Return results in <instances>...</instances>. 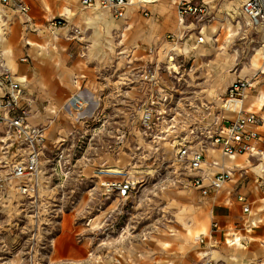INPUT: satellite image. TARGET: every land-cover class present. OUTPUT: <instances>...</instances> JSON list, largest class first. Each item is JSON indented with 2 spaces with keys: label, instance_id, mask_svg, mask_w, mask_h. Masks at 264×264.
<instances>
[{
  "label": "built area",
  "instance_id": "built-area-1",
  "mask_svg": "<svg viewBox=\"0 0 264 264\" xmlns=\"http://www.w3.org/2000/svg\"><path fill=\"white\" fill-rule=\"evenodd\" d=\"M154 1L139 0L144 15H149L146 5ZM234 1L239 2L235 16L245 15L249 25L264 28V0ZM80 4L86 8L110 9L115 18L121 19L131 1L80 0ZM0 7L19 14L24 31L38 29L26 0H0ZM176 12L183 26L189 20L198 24L195 28L197 43L203 42L202 26L210 20L206 0H176ZM65 27L69 28L67 38L84 41L83 30L69 24L65 17L49 19L46 23V28L53 33ZM3 30L6 32L4 27ZM166 39L171 46L164 51L161 60L136 62L131 71L124 72V79L121 77L124 92L121 98L127 104L126 111L122 112H126L127 117L122 115L120 118L135 121L138 131L151 145L147 157L133 155L129 166L137 172L143 163L161 162L166 152L162 143L167 142L172 145L169 165L175 183H185L206 196L220 190L232 177L228 170L213 175L205 172L209 151L218 147L225 155L258 152L255 142L261 140V135L255 127L260 120L255 112L245 107V98L247 91L255 88L259 78L264 76V70L252 77L237 78L224 92L221 105L215 106L203 95L198 79H195L201 68L193 66L184 53L175 49L183 40L176 33H168ZM148 52L153 50L149 48ZM21 60L27 61L28 57ZM191 72L192 76L189 75ZM129 90L136 93L130 95ZM69 101L78 119L88 115L85 100L74 94ZM30 103L25 87L14 80L0 50V214L1 208L9 204L10 194H15L21 198L18 206L35 221L32 238L17 246L0 241V264H105L106 260L122 264L121 258L127 247L131 243L144 242L150 233L148 228L135 232L133 224H125L127 211L122 207L137 197V188L145 182L144 176L139 178L130 171L112 172L109 168L99 170V179L90 195L99 192L100 206L95 210L87 209L82 216L85 232L82 236L90 239L88 251L81 260L55 259L52 251L63 216L77 205L76 195L64 190L76 165L70 162L71 154L63 165L66 152L61 147L57 149L56 157H51L53 150L45 145L47 125H33L28 121ZM124 137L121 135L120 143ZM91 159V155H86L81 165L88 164ZM260 187L264 193V178ZM46 188L49 191H44ZM238 199L244 202L243 211L249 213L251 208L246 198L240 196ZM1 200H5L4 205ZM114 201L118 206L111 207ZM218 228V223L213 221L207 234L194 237L196 243L205 248L202 250L203 264H216L210 253L214 246L211 241ZM227 241H235L233 231L227 233ZM239 241L247 243V235Z\"/></svg>",
  "mask_w": 264,
  "mask_h": 264
},
{
  "label": "rangeland",
  "instance_id": "rangeland-1",
  "mask_svg": "<svg viewBox=\"0 0 264 264\" xmlns=\"http://www.w3.org/2000/svg\"><path fill=\"white\" fill-rule=\"evenodd\" d=\"M167 6L164 2L159 5L167 14H173V9L171 7L167 8ZM73 8L90 15L97 11L94 8L83 7L79 3L76 8ZM102 9L107 11V8ZM134 16L139 19L145 17L138 13ZM90 20L95 25L87 24L85 20L80 18L70 20L74 24L85 25V27L83 26V32L86 35V42H77L80 46L70 45L63 48V51L67 52L64 63L69 69L64 70V73L60 71L53 72L52 70L55 59L54 52L56 50L60 52L59 47L55 49L56 44L53 41H46V38L51 36L52 32L47 28L45 30L41 23L36 24L34 20L35 25L38 27L35 31L26 32L23 29L22 22L18 23L23 49L27 51L30 46L27 43L29 38L36 37L32 39L35 47H38V51H42L47 63L50 64L51 71L48 74L56 78L67 91L65 104L58 106V109L50 106L56 113L50 110L49 118L51 119L43 121L48 123L47 127L51 124V121H53L52 124L57 126V131L53 132L50 137L49 147L53 150L51 157H56L57 149L61 147L66 152L63 165L68 162L69 154L72 156L70 162L76 165L74 166L76 172L69 176L64 188L67 193L73 192L77 198L76 208L69 211L71 214L66 215L68 214L66 213V216L64 215L65 222L67 219L71 220L72 228L68 233L59 231L52 256L61 261H68L79 260L82 253H87L88 246L86 245L83 249L77 248L74 255H67L71 254L68 250L66 255H59L60 253H57L56 248L57 239L61 236V239L69 237L72 240L76 239L78 243L85 242L84 239L88 237L82 236L85 233L83 231L84 220L82 216L83 212L85 214V211H88L87 209L95 210L97 206H100L99 192H95L93 196L90 195L94 191L92 190L94 184L99 179V170L117 166L122 171H130L131 174L134 172L138 175L137 177L144 176L145 178V182L137 188L139 192L137 197L131 199L126 205H122L124 211H127V215L124 217L125 224H133L135 232L146 228L150 229L147 240L140 244L131 243L127 247L125 255L121 258L122 264H198V243H196L194 237L200 231L190 232V223L197 221V219L191 218L189 214L193 213L191 204L198 201L199 195L189 185L182 182L175 183V176L173 177L170 173L169 165L171 163L172 145L167 142L162 143L166 152L165 158H161V162L148 161L146 164L143 163L144 165L136 169L137 172L132 171L133 169L129 166L133 155L138 158L147 157L146 154L151 146L138 131L139 128L135 121L120 118L117 113V99L124 93L121 77L124 76V72L131 71L136 63L131 53L127 51L121 54L118 53L121 49L125 50L134 45L129 37L130 32H125L120 27L109 28L105 25L101 27L96 23V18ZM126 25L127 21L123 20V27H126ZM0 28V50L2 51V39L10 31L4 32L3 27L0 26ZM32 33L36 36H33ZM140 44L141 46L146 45L143 42ZM220 44L229 53L228 58L222 62V67L218 68L216 66V90L223 96L226 81H231L236 77H252L256 72L259 74L264 70V28L249 25L246 18L241 15L233 20L220 17L219 21L216 22V46ZM211 58V56L205 58L198 65L201 70H208L204 74L210 73ZM118 61L123 62L118 64ZM211 73L213 74V72ZM60 75L63 77L64 82L60 81ZM34 76H36V73H34ZM262 80L264 81V77H262ZM32 81L29 82L30 85ZM75 81L76 84H81L80 89L74 86ZM262 85L264 86V83ZM27 89L28 96L31 101H34L37 92L32 90L31 86ZM89 89L94 91L95 97L101 98L102 104L95 107L91 114L78 119L69 105L68 98L77 92L83 93L84 98H88L86 90ZM50 99H52L51 96ZM214 101L217 102V105L222 103V99L217 101L216 98ZM65 107L70 108V113L66 111ZM100 109L104 113H101ZM60 112L66 116V119L58 120L61 116ZM123 134L125 137L123 142L120 143ZM105 144L107 146L104 148ZM86 155L92 156L89 162L90 165L85 164V166L78 167L77 165L84 160ZM84 168H88L89 172H85ZM48 185L50 186V184ZM44 191H49V188ZM97 191L99 190L97 189ZM10 197L11 210L9 211L8 208L4 207V213L0 214V241L17 246L19 243L32 238L35 221L32 216L22 210V207L18 206L21 202L20 197L15 194L10 195ZM117 204L118 202L114 201L111 207ZM210 204L211 202H206L203 211ZM260 218L264 223V211ZM251 236L254 238L256 234ZM23 249L22 247L21 250ZM125 258L126 260H124ZM105 264L115 263H109L106 260ZM255 264H264V254L259 261L255 260Z\"/></svg>",
  "mask_w": 264,
  "mask_h": 264
},
{
  "label": "crops",
  "instance_id": "crops-1",
  "mask_svg": "<svg viewBox=\"0 0 264 264\" xmlns=\"http://www.w3.org/2000/svg\"><path fill=\"white\" fill-rule=\"evenodd\" d=\"M130 1L131 4L127 6L124 18H115L110 9H107V11L99 9L94 13H91V17L89 18H96V23L101 27L104 25L109 28L120 27L121 29H124L125 32H130L129 37L130 40L134 42V45L131 48L121 50H123L122 53H125L126 51L131 53L137 63H152L154 61L161 60L164 57V51L171 46V43L166 39V35L168 33H176L183 40V44L187 43L190 46L189 50L178 47H175V49L178 53H184L185 59L193 66L200 67L198 65L205 58L211 56L212 62L210 64L211 66H209L210 75L204 74L206 71L208 72V70H198L196 72L198 77H195V79H198L200 89L203 90V95H205L206 99L213 105L218 106L217 102L214 101L217 98L216 96L218 93L216 90V66L221 68L222 62L226 60L228 56L221 61V64L216 61V22L219 21L220 17L230 20L236 18L235 9L236 6H239V2L234 0H206L210 20L202 26L204 41L197 43L195 28L198 27V24L190 21L189 19L188 20L190 22L187 21L186 26H183L180 22H178L176 0H156L153 3L147 4L146 9L149 13L148 16L144 15L141 5L139 4V0ZM26 2L30 6V15L35 23H41L45 30L46 23L49 19L62 17H65L69 24L74 25L75 27H80L82 30L85 25L74 24L70 20H77L80 18L81 20H85L87 24L95 25L88 18L90 14H85V17H81L77 14L71 19L66 17V13L68 12L67 9L84 14V12L73 8H76L78 3L80 4V0H26ZM162 2L168 5L167 8L171 7L173 9V14H167L163 8L159 7ZM95 13H98L97 17H93ZM136 13L145 17L139 19L137 16H134ZM98 16H101L100 18L102 19ZM241 16L245 17L248 21L247 16ZM108 19L115 20L116 25L108 26L105 23ZM125 19H127V25L126 27H123V20ZM20 22H22V17L19 14L14 13L8 8L2 9L0 7V26L2 27L3 25L6 31H10V33L4 36L5 40H3L4 38L2 39L3 42L1 44V48H3V59L11 71L14 80L20 82L25 87V93L27 96V88L29 86H31L32 90L37 92V95L35 96L36 99L31 101L28 108V121L33 125H48L47 122L43 121H49V119H51L49 118V114L53 111L52 107L57 108L58 106L65 104L67 100V91L63 86H61L56 78L51 77L50 74H48V72L51 71L49 66L50 64L47 63V59L45 55L42 54V51H38V47H35L33 43L34 40L32 39H35L36 37L29 38L27 43L30 44V46L27 48V51L23 49L20 35L21 32L19 29ZM68 32L69 28L65 27L59 29L56 33L52 32L51 36L46 38L47 42L53 41V43L56 44L55 49L59 47L60 50V52L58 50L54 52L55 59L54 67L52 69L53 72L60 71L64 73V70H69L68 66L64 63L67 52L63 51V48L66 46L69 47L70 45L80 46L79 43L86 42V35H84L83 42L77 43L78 41L67 38ZM32 35L36 36L33 33ZM141 42L146 43V45L141 46ZM149 48L153 50L152 53L148 52ZM5 50L11 51L13 56L4 53ZM227 52H225V54ZM25 56L28 57V60L22 61L21 58ZM119 63L120 61H118V64ZM211 72H213V74ZM34 73H36V76H34ZM189 75L192 76V72ZM262 77L264 76L259 78L255 88L247 91L245 98V107L250 111L255 112L260 120L257 127H255L261 135V140L255 142L258 152L253 154L244 153L225 155L218 147L209 151L207 157L209 162L204 165L205 172L213 175L219 171L228 170L231 172L232 177L220 190L215 193H210L204 196L196 189L194 190L199 197L197 202L191 204V211H193V213L189 214V216L191 218H196L197 221L190 223L189 230L191 233L200 231L198 234H207L211 229L212 222L216 221L218 223L219 228L215 231L214 237L211 241L214 243V246L212 247L210 253L211 259L216 264H255V260L259 261L264 254V223L260 218V216H262V212L264 211V208H260V206L264 204V193L260 187V181L264 178V86L262 85L264 81L262 80ZM237 78L239 77H236L231 81H226L225 91ZM30 81H32L31 85L29 83ZM60 81H63V77H61ZM74 86L78 89L81 88V84H76V81L74 82ZM90 86L92 85L90 84ZM86 92L88 93L87 99L91 101L93 108L102 104L101 98L95 97L92 89L86 90ZM135 93V90H129L130 95H134ZM50 96L52 99H50ZM70 97L68 98V102ZM260 104H262L261 109L259 108ZM126 106L127 104L123 102L121 97L117 99V113L119 117H122V115L127 117L126 112H122V110L126 111ZM89 109L90 110L86 108L87 113L94 110L92 108ZM100 111L101 113H104L102 109H100ZM53 112L56 113V111ZM60 115L61 116L58 120L66 119V116L63 115V113L61 114L60 112ZM1 128L2 127H0V129ZM56 131L57 126L51 122L45 132L46 147H49V143L51 141L50 137L53 132ZM81 162L77 165L78 167L85 166V164L81 165L83 163ZM210 162H214L216 164L214 168L210 167ZM88 165L90 164L88 163ZM84 169L85 172H89L88 168ZM74 172H76V169L70 173V176L74 174ZM240 196H244L246 198V202L250 205L251 211L249 213H245L243 211L244 202L238 199ZM3 201L5 200H1L4 205ZM206 202H211V204L205 209V211H203L206 206ZM4 207L8 208L7 205H4L3 208ZM3 208H1L2 213H4ZM67 213L68 214L66 215L71 214L69 212ZM65 216H63L64 218L62 220V233H68V231L72 228L71 220L67 219L65 222ZM253 219L260 221H258L256 230H249ZM230 231H233L235 234V241L233 243H229L227 241V233ZM252 234H256V236L253 238V236H251ZM245 235H247L248 241L245 244H241L239 238ZM88 239L89 238H85L84 243H78L76 239L72 240L69 237L61 239V236H59L56 247L57 253H60L59 255H66L68 250L71 254L67 255H74V252H77V248L83 249L86 245L88 247L90 246V239ZM197 246V262L198 264H203L202 250L205 248L200 243H198ZM85 254L82 253V257L80 256L81 258L79 260L83 259ZM124 260H126V258Z\"/></svg>",
  "mask_w": 264,
  "mask_h": 264
},
{
  "label": "bare ground",
  "instance_id": "bare-ground-1",
  "mask_svg": "<svg viewBox=\"0 0 264 264\" xmlns=\"http://www.w3.org/2000/svg\"><path fill=\"white\" fill-rule=\"evenodd\" d=\"M95 10H99V9H101V8H98V7H96V8H94ZM67 13H66V17L67 18H69V19H71L73 16H75V15H80L81 17H85V14H81V13H78V12H75V11H70L69 9H67ZM97 15H98V13H95L94 15H93V17H97ZM88 16V15H87ZM88 17H91V15L90 16H88ZM99 17V16H98ZM101 17V16H100ZM99 17V18H100ZM100 19H102V18H100ZM126 21H127V19H125ZM179 22V21H178ZM105 23L108 25V26H113V25H116V22H115V20H110V19H108V20H106L105 21ZM4 39L3 40H5V37H3ZM176 47H178V48H181V49H185V50H189L190 49V46L187 44V43H180V42H178L177 44H176ZM123 52V50H121V51H119V54H121ZM225 52H227V50L225 49V47L224 46H222L221 44L219 45V46H216V61L218 62V63H220L221 64V61L224 59V58H226V56H229L228 55V52L225 54ZM4 53H6V54H9V55H11V56H13V53L11 52V51H9V50H5L4 51ZM123 79H124V77H123ZM131 79V78H130ZM74 95V94H73ZM76 95H78V97H80L81 99H83V100H85V102H86V104L89 106H87V108H88V110H90L89 108H92V109H94L93 107H92V104H91V101L89 100V99H87V98H84L85 96H84V94L83 93H80V92H77L76 93ZM217 99L218 100H220L221 98H222V95L220 94V93H217ZM71 98V97H70ZM69 104H70V101H69ZM261 105L262 104H260V106H259V108L261 109L262 107H261ZM65 109H66V111L68 112V113H70V108H67V107H65ZM263 110V109H262ZM89 112V111H88ZM92 112H89L88 114H91ZM51 122H53V121H51ZM215 163L213 162V163H211L210 162V167L211 168H214L215 167ZM108 171H112V172H121V170H120V168L119 167H109V169H108ZM17 197H20L19 195H16ZM7 207H8V209H9V211L11 210V205L9 204V205H7ZM260 208L261 209H263L264 208V204L263 205H261L260 206ZM258 221H260V220H256V219H253L251 222H252V224H251V226L249 227V230H256V227H257V225H258ZM261 239V238H260ZM264 241V240H263Z\"/></svg>",
  "mask_w": 264,
  "mask_h": 264
}]
</instances>
